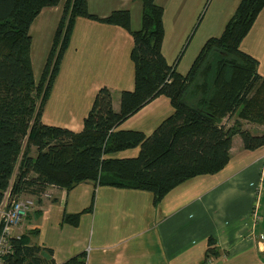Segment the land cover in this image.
<instances>
[{"label":"trees","instance_id":"1","mask_svg":"<svg viewBox=\"0 0 264 264\" xmlns=\"http://www.w3.org/2000/svg\"><path fill=\"white\" fill-rule=\"evenodd\" d=\"M63 1V15L36 82L31 27L43 9ZM139 1L142 26L135 31L129 10L100 18L90 13L88 0H0V205L8 190L17 199L51 186L70 191L86 182L149 192L158 205L180 185L225 169L235 137L247 151L264 147V133L253 134L243 126L244 121L264 126V79L257 59L241 50L264 0H242L221 36L205 43L186 75L169 65L162 52L164 8L156 0ZM77 18L127 30L134 38L135 66V89L121 93L120 110L113 108L112 91L102 88L80 133L42 121ZM161 96L170 99L174 112L152 135L119 130ZM232 117L234 123L228 125ZM137 148L136 158L116 156ZM86 212L66 214L64 221L78 226ZM11 242L14 252L5 264H56L53 251L32 245L28 235ZM209 242L214 254L216 243ZM63 264H87V254L78 253Z\"/></svg>","mask_w":264,"mask_h":264},{"label":"crops","instance_id":"2","mask_svg":"<svg viewBox=\"0 0 264 264\" xmlns=\"http://www.w3.org/2000/svg\"><path fill=\"white\" fill-rule=\"evenodd\" d=\"M190 1L156 0L165 10L163 55L182 75L190 71L205 43L221 36L242 0H220L208 19L203 15L206 3L202 6ZM88 2L90 13L100 18L129 10L133 30L141 29L143 6L139 0ZM64 3L43 9L31 27L36 82L45 68ZM133 48L134 38L124 28L77 18L43 123L82 132L102 88L112 91L113 108L119 111L121 93L135 89ZM241 50L257 59L264 79V10ZM173 112L170 99L161 96L119 130L150 136ZM139 153L137 148L116 156L136 158ZM31 155L36 157L35 148ZM27 196L35 206L15 229L14 237L28 235L32 245L52 250L56 264L82 252L87 254V264H264V147L247 151L239 136L233 140L231 160L225 169L180 185L158 205L149 192L100 187L91 182L70 191L51 186L43 193L22 195ZM86 210L78 226L64 221L66 214ZM255 218L261 219L257 222ZM210 239L216 243L214 254L209 251L213 247Z\"/></svg>","mask_w":264,"mask_h":264},{"label":"built area","instance_id":"3","mask_svg":"<svg viewBox=\"0 0 264 264\" xmlns=\"http://www.w3.org/2000/svg\"><path fill=\"white\" fill-rule=\"evenodd\" d=\"M26 201L20 197L13 199L10 190H8L0 205V264H5L6 258L14 252L11 242L15 238L14 231L26 219L30 203H34L30 200Z\"/></svg>","mask_w":264,"mask_h":264},{"label":"rangeland","instance_id":"4","mask_svg":"<svg viewBox=\"0 0 264 264\" xmlns=\"http://www.w3.org/2000/svg\"><path fill=\"white\" fill-rule=\"evenodd\" d=\"M188 2L190 3L191 1L190 0H188ZM195 2H198L199 4H201L202 3V6H203V3L205 2L206 4H205V7H204V12H203V15H206V19H208L210 16H211V14L213 13V11L217 8V6H218V2H220V0H195ZM183 4H184V2H183ZM190 5V4H189ZM197 6H198V4H197ZM204 17V16H203ZM97 22H99V21H97ZM102 23V22H101ZM105 24V23H104ZM109 25V24H108ZM51 51V50H50ZM46 65V64H45ZM174 66V65H173ZM175 68H176V66H174ZM37 71V70H36ZM43 73V72H42ZM41 77H42V75H41ZM41 79V78H40ZM40 81V80H39ZM235 118L236 117H232V119L231 120H228L226 123L229 125V124H233L234 123V120H235ZM243 126H244V128L245 129H250V131L253 133V132H256V133H264V126H258V125H256V124H252V123H248V122H246V121H244L243 122ZM262 190H263V188L262 189H260V191H259V196L261 197V194H262ZM36 192V191H35ZM37 193V192H36ZM21 199H24V200H27V201H33V199H31V198H29L28 196L27 197H20ZM261 199V198H260ZM26 201V202H27ZM34 202V201H33ZM34 206H35V203H33V204H31L30 203V205H29V207H30V209H29V211H27V216L25 217V218H27L28 217V215L31 213V210H33V208H34ZM261 209H262V213H264V200H263V202H262V204H261ZM257 217H258V214L256 215ZM256 220H257V222H259L260 221V219L261 218H255ZM261 259V258H260ZM263 259H264V257H263Z\"/></svg>","mask_w":264,"mask_h":264}]
</instances>
